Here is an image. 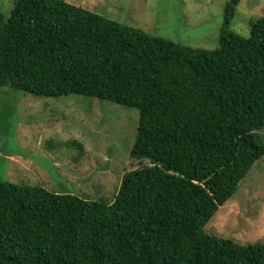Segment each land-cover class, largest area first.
<instances>
[{
	"label": "trees",
	"instance_id": "trees-1",
	"mask_svg": "<svg viewBox=\"0 0 264 264\" xmlns=\"http://www.w3.org/2000/svg\"><path fill=\"white\" fill-rule=\"evenodd\" d=\"M241 1L215 49L66 0L0 11V88L137 108L131 156L150 160L112 202L0 179V264H264V243L204 229L264 156V15L234 31Z\"/></svg>",
	"mask_w": 264,
	"mask_h": 264
},
{
	"label": "rangeland",
	"instance_id": "rangeland-1",
	"mask_svg": "<svg viewBox=\"0 0 264 264\" xmlns=\"http://www.w3.org/2000/svg\"><path fill=\"white\" fill-rule=\"evenodd\" d=\"M66 1L184 45L215 49L228 0ZM13 4L0 0V11L8 15ZM262 15L264 0H242L231 28L249 36L252 22ZM139 118L137 108L111 100L43 96L3 86L0 179L112 202L123 175L150 162L131 156ZM71 140L81 142L84 152ZM204 229L240 244L264 243V156Z\"/></svg>",
	"mask_w": 264,
	"mask_h": 264
}]
</instances>
